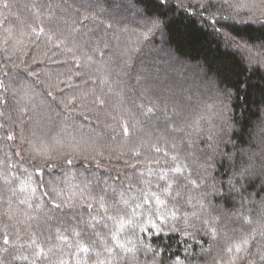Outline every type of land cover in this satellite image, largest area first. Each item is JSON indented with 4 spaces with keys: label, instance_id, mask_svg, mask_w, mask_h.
<instances>
[{
    "label": "snow or ice",
    "instance_id": "6c2138e0",
    "mask_svg": "<svg viewBox=\"0 0 264 264\" xmlns=\"http://www.w3.org/2000/svg\"><path fill=\"white\" fill-rule=\"evenodd\" d=\"M170 2L158 0L157 7ZM193 3L209 11L214 0H190L187 6L183 2L179 6L187 10ZM223 5L231 14L219 17L213 13L205 23L226 48L241 55L250 71L259 72L264 69V0H223ZM0 7L9 9L8 0H0ZM130 7H135L131 0H33L28 10L35 19L17 20L37 39L46 35L57 48L67 45L65 31L71 36L72 47L67 51L75 57L76 67L82 61L95 69V78L88 77L100 93L93 103L103 109L108 101L114 102L123 137L130 140L144 131L142 125L161 117L166 131L183 135L125 140L126 151L121 155L129 159L124 166L136 170L131 175L123 173L128 177L126 185L123 180L118 186L106 180L94 184L85 180L67 196L42 179H34L42 176V168H20L5 153L6 159L0 161V264H208L209 256L211 264H264V98L248 147H238L229 113L232 100L239 96L232 88L220 89V104L212 106L205 147L201 148L197 140L204 131L203 115L195 122L179 120V109L169 105L162 90L159 95L143 86L134 91L124 78L133 48H112L111 41H119L120 34L129 31L121 20ZM137 15L143 18L139 10ZM242 15L244 20H240ZM237 20L258 25L244 29L261 34L258 44L250 43L251 37L245 39ZM161 27L160 19L148 18L141 35L147 39ZM10 40L11 34L4 43ZM243 86H248L247 81ZM9 91L0 81V141L18 146L20 151L14 155L21 161L40 157L48 164L53 159L48 145H36L31 139L36 135L32 129L40 123L39 113L30 98L18 97L15 90L9 96ZM47 95L56 102L51 91ZM59 103L67 107L64 101ZM169 124L173 125L170 129ZM29 131L31 136L26 135ZM96 155L103 157L102 152ZM92 159L99 167L101 160ZM73 162L74 158L64 161ZM203 237L208 238L207 247ZM164 240H174L182 247L183 257Z\"/></svg>",
    "mask_w": 264,
    "mask_h": 264
},
{
    "label": "trees",
    "instance_id": "16d2710c",
    "mask_svg": "<svg viewBox=\"0 0 264 264\" xmlns=\"http://www.w3.org/2000/svg\"><path fill=\"white\" fill-rule=\"evenodd\" d=\"M8 2L9 9L0 7V81L8 85L9 96L11 91L15 90L18 97L31 99L33 110H37L41 115L40 124L45 121L48 126L57 129L46 138L41 137L40 143L35 142L36 145H48L49 153L53 157L48 164H44L40 157L21 161L14 155L20 148L7 141H0V161L6 159L4 154L7 153L20 168L27 167L30 171L33 166L42 168V176H34V179H42L44 183L62 190L67 196L76 192L77 185L82 187L85 180L93 184L96 180H106L112 186H118L123 180L126 185L128 177L123 173L128 172L131 175L136 170L124 166V160L129 159L121 155L126 151L125 140L132 143L140 136L154 141L156 136L183 135L166 131L161 117L158 121L153 120L142 125L144 131L138 132L130 140L123 137L118 126L120 112L113 106L114 102L108 101L103 109L93 103L95 96L100 93L88 77L91 75L95 78V69L88 68L82 61L81 67H76L75 57L72 52L67 51V48L72 47L71 36L65 31L64 34L69 36L67 45L60 48L55 47L46 35L37 39L17 20V17L28 22L35 19L28 10L33 0ZM41 2L58 3L59 0ZM124 2L129 3V0ZM131 2L135 7H130L121 20L129 31L121 33L119 41L112 40L111 47L133 48L127 69L128 75L124 78L134 86V91L142 90L143 86L152 88L159 95L162 90V95L169 105H175L179 109L180 116L177 119L184 122H195L203 115L205 119L200 120V124L204 131L199 134L197 140L203 148L204 138L209 131L206 121L212 119V106L220 104L219 90L232 88L239 96L232 100L229 113L235 122L233 139L238 147L247 148L251 130L262 106L261 100L264 98V69L257 73L250 71L248 65L242 61L241 55L226 48L225 42L219 40L213 29L205 23L213 13L223 17L231 14V9L223 5V0H214L209 11L197 8L194 3L187 7V10L179 6L181 2L187 6L190 0H171L170 4L163 8L157 7L158 0ZM137 10L143 13V18L137 15ZM200 12L203 14L198 15ZM245 15H242L240 20H244ZM5 16L8 17L7 20H4ZM148 18L160 19L162 27L144 39L141 34L146 31L145 20ZM240 20L235 24L241 34L245 39L251 37L250 43L258 44L257 37L261 35L259 32L244 31L245 28L255 29L258 25L241 23ZM48 27L45 23L46 31ZM89 27L94 28L95 25L89 24ZM9 34L12 40L5 44ZM5 48L7 54L4 52ZM8 56H11V59H8ZM67 78H70V81ZM245 81L247 87L243 86ZM49 91L56 96L55 103L47 95ZM59 101H64L67 107ZM172 126L169 124V129ZM241 128L243 131H240ZM29 134L31 135L30 131L26 133ZM193 138H197V133H193ZM48 140L53 143H48ZM97 152H102L103 157L97 156ZM24 154L28 157L31 155L28 152ZM84 156L89 159H83ZM109 156L111 159H108ZM93 157L101 160L99 167ZM69 158H74L71 165L64 163ZM2 168L3 165H0V170ZM203 240L204 246L207 247L208 238L203 237ZM164 243L171 244L173 252L183 257L182 247L175 244L174 240H164ZM194 248L196 253H200L199 246L194 245ZM207 260L208 264H211V256L207 257Z\"/></svg>",
    "mask_w": 264,
    "mask_h": 264
},
{
    "label": "rangeland",
    "instance_id": "374dc122",
    "mask_svg": "<svg viewBox=\"0 0 264 264\" xmlns=\"http://www.w3.org/2000/svg\"><path fill=\"white\" fill-rule=\"evenodd\" d=\"M70 81V78H67ZM186 109V108H184ZM35 112L37 113V110H35ZM41 118V115H39L38 119ZM56 127H50L48 126V124L45 123V121H42L41 124L39 123L37 126L34 127L35 136H31L29 134V136H31L32 141L35 143H40L41 141H39L41 139V137L45 138L51 133V132H55L56 131ZM48 143H53L51 140H48Z\"/></svg>",
    "mask_w": 264,
    "mask_h": 264
}]
</instances>
